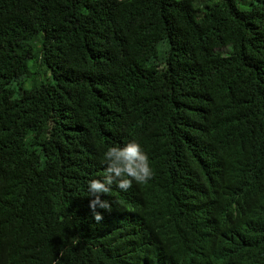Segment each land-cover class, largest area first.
Instances as JSON below:
<instances>
[{"label":"trees","instance_id":"trees-1","mask_svg":"<svg viewBox=\"0 0 264 264\" xmlns=\"http://www.w3.org/2000/svg\"><path fill=\"white\" fill-rule=\"evenodd\" d=\"M0 264H264V0H0Z\"/></svg>","mask_w":264,"mask_h":264},{"label":"clouds","instance_id":"clouds-1","mask_svg":"<svg viewBox=\"0 0 264 264\" xmlns=\"http://www.w3.org/2000/svg\"><path fill=\"white\" fill-rule=\"evenodd\" d=\"M104 172L101 177L88 181L87 192L94 219L99 222L103 213L97 209L111 211L112 202L102 196L110 195L113 185L127 190L133 183L145 184L153 175L149 157L141 143L132 139L123 145H110L102 154Z\"/></svg>","mask_w":264,"mask_h":264}]
</instances>
